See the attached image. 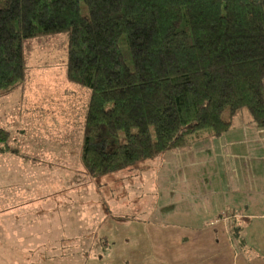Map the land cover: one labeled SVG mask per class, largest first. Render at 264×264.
<instances>
[{"label":"trees","instance_id":"16d2710c","mask_svg":"<svg viewBox=\"0 0 264 264\" xmlns=\"http://www.w3.org/2000/svg\"><path fill=\"white\" fill-rule=\"evenodd\" d=\"M60 33L68 79L90 90L92 178L217 138L242 109L264 128V0H0V96L25 80L26 41Z\"/></svg>","mask_w":264,"mask_h":264},{"label":"rangeland","instance_id":"374dc122","mask_svg":"<svg viewBox=\"0 0 264 264\" xmlns=\"http://www.w3.org/2000/svg\"><path fill=\"white\" fill-rule=\"evenodd\" d=\"M68 48L66 33L26 41L25 80L0 96V129L9 132L0 142V187L12 168L25 174V183L36 172V183L43 181L51 194L30 196L46 204L28 208L16 204L29 198L7 197L0 189V264H124L125 256H118L136 253L153 235L142 222L154 203L147 181L151 176L154 182V174L146 161L99 178L81 163L90 90L68 79ZM237 114L241 124L250 120L245 109ZM7 155L18 159L6 162ZM54 202L60 211H52Z\"/></svg>","mask_w":264,"mask_h":264},{"label":"crops","instance_id":"0c3cea01","mask_svg":"<svg viewBox=\"0 0 264 264\" xmlns=\"http://www.w3.org/2000/svg\"><path fill=\"white\" fill-rule=\"evenodd\" d=\"M237 115L217 138H199L146 160L154 174L152 183L147 176L154 203L142 222L153 235L136 253L118 256H125L124 264H264V128L249 119L241 124ZM8 156L11 163L18 159L7 155L6 162ZM6 171L3 193L29 198L16 205L46 204L30 197L51 195L43 181L36 183V172L25 183L22 171ZM52 205L60 211V204ZM233 221L242 228L238 239L230 234Z\"/></svg>","mask_w":264,"mask_h":264}]
</instances>
